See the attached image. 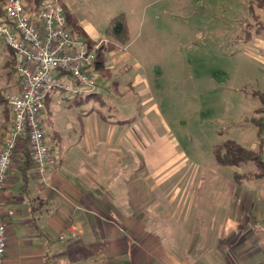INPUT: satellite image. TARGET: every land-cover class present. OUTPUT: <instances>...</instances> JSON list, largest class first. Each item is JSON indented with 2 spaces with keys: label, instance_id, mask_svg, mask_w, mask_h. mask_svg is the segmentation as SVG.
Returning a JSON list of instances; mask_svg holds the SVG:
<instances>
[{
  "label": "rangeland",
  "instance_id": "374dc122",
  "mask_svg": "<svg viewBox=\"0 0 264 264\" xmlns=\"http://www.w3.org/2000/svg\"><path fill=\"white\" fill-rule=\"evenodd\" d=\"M65 1L83 25L101 35L113 18L125 15L129 41L124 51L112 59L108 55L107 60L117 81H112L111 88L119 85L120 91H130L110 97L106 93L105 107L96 99L71 107L72 98L60 94L51 111L64 148L85 133L90 109L111 120L136 117L143 129L150 130L145 156L154 152L149 159L159 164L174 151V159L154 175L143 168L142 153L130 159L128 197L133 198L138 187L146 226L156 228L163 244L176 248L178 257L184 256L193 234L199 254V234L233 193L229 189L233 169L216 163L214 148L226 140L249 148L258 131L250 119L262 106L252 94L264 92V47L260 46L264 29L263 38L257 40L260 45L255 29L246 41L247 24L253 22L249 3L255 4V0ZM261 16L264 20L263 12ZM100 82L105 83L99 71ZM67 123L75 130L72 137ZM152 131L159 141H154ZM132 160L138 166L132 167ZM141 173L144 179L136 181V174L143 178ZM37 218L36 209L15 217L23 223L15 232L35 231Z\"/></svg>",
  "mask_w": 264,
  "mask_h": 264
},
{
  "label": "crops",
  "instance_id": "0c3cea01",
  "mask_svg": "<svg viewBox=\"0 0 264 264\" xmlns=\"http://www.w3.org/2000/svg\"><path fill=\"white\" fill-rule=\"evenodd\" d=\"M40 1L27 0L31 5H37ZM63 2L65 11L69 12L83 31V35H80L70 25L76 35L93 42L111 41L106 30L105 35H101L95 29L86 27L71 12L67 2ZM253 5L261 15L263 11L257 7L256 0ZM261 21L264 23L262 16ZM254 23L253 20L247 25ZM262 32L256 34L255 29V35L259 36L256 42L263 38ZM125 46L108 55L112 59L124 51ZM260 46L264 47V44ZM110 65L107 60V74L103 76L100 73L102 80L110 83L108 86L99 83L95 91L98 94L96 100L106 93L110 97L112 94H126L130 91L127 88L120 91L119 85L111 88L114 80ZM135 84L132 81L133 87ZM101 87V92H97ZM8 89H16L14 55L0 36V149L12 120L5 99ZM60 94L55 93L50 97L45 121L47 140L60 155L58 165L49 168L42 179L31 164L26 180L22 158L16 156L0 198L4 212L14 211L8 222L5 264H264L263 180L245 181L238 185L234 181L236 169L232 168L230 176L233 181L229 182V189L232 190V187L233 193L223 201L221 212L218 215L214 213L210 218L205 232L197 233L201 240L199 254H196L193 246V234L190 235L189 246L185 247L184 256L178 257L176 248L163 244L156 228L146 226L139 189L135 188V196L130 199L127 194L130 188L126 182L129 160L139 158V153H142L140 159L143 168L146 167L148 173L154 175L174 159V151L168 153L163 163L151 161L149 157L153 158L154 152L145 156V142L151 143L148 140L150 130L143 129L137 119L131 124H120V120H111L107 114L97 115L92 109L86 116L88 127L85 133L80 135L78 141L73 138L71 145L65 149L64 138L54 127L51 111L54 100ZM104 102L108 104L105 99ZM76 104L71 99V107ZM111 108L108 107V113ZM69 125L67 123L68 135L72 137V131L75 130ZM257 130L249 142L250 149H257L261 139L264 141V133L260 134ZM152 133L156 136L155 139L153 137L154 141H159V136ZM138 164L135 160L131 162L132 167ZM253 169V166H248L238 171ZM140 177L136 174V181L144 179ZM33 209L38 212L35 231L15 232L18 225H23L15 217ZM62 236L65 239L62 240Z\"/></svg>",
  "mask_w": 264,
  "mask_h": 264
},
{
  "label": "built area",
  "instance_id": "2783aa9c",
  "mask_svg": "<svg viewBox=\"0 0 264 264\" xmlns=\"http://www.w3.org/2000/svg\"><path fill=\"white\" fill-rule=\"evenodd\" d=\"M0 36L13 52L16 76V89L5 93L12 120L0 149L1 198L22 136L28 137L32 164L42 179L49 168L58 165L60 155L46 137L47 100L55 93L72 99L94 93L99 86L95 49L107 41L92 48L76 35L62 0H41L37 5L5 0L0 5ZM13 215V210L4 212L0 206V264H5L8 222Z\"/></svg>",
  "mask_w": 264,
  "mask_h": 264
},
{
  "label": "trees",
  "instance_id": "16d2710c",
  "mask_svg": "<svg viewBox=\"0 0 264 264\" xmlns=\"http://www.w3.org/2000/svg\"><path fill=\"white\" fill-rule=\"evenodd\" d=\"M5 0H0V5L3 4ZM62 4L64 6V2L62 0ZM257 7L263 11L264 13V0H256ZM65 8V6H64ZM250 13L253 17L254 24H250V28H248V32L246 35V41L251 40V31L256 29V34L261 33L264 29V23L261 21V15L257 13L256 8L253 4L249 7ZM66 18L68 20L69 25L77 31L80 35H83V31L81 27L74 21L72 16L68 11H65ZM106 35L111 39L107 45H100L95 49L97 60H96V69L100 71V73L107 74L108 69H106L107 63V55L110 52L120 50V47L125 46L129 41L130 37V29L127 22V18L124 14H120L117 17L113 18L106 29ZM89 45L94 48L97 45V42H93L89 39H86ZM253 96L259 98L261 100L262 106L255 110L253 117L251 118V123L259 129L260 134L264 133V92L262 91H254ZM98 96L95 92L92 95H89L85 98H75L72 99L73 102H77L78 105H83L91 100L95 99ZM50 98L47 100V111H48V102ZM100 105L104 106L106 103L101 96L98 99ZM135 118H130L126 120L118 121L120 124H131L136 121ZM50 125L51 122H48ZM264 145L263 139H261L260 146L257 149L247 148L240 143L234 140H226L216 145L214 148V156L216 163L223 168H234L236 171L234 172V181L238 185H242L245 181H256L263 180L264 181V159L262 156V148ZM15 155L20 156L24 165V178L27 180L28 169L32 164V158L29 150V141L26 135L19 138L16 148ZM248 166H253V170H248L244 172L238 171V169L245 168Z\"/></svg>",
  "mask_w": 264,
  "mask_h": 264
}]
</instances>
